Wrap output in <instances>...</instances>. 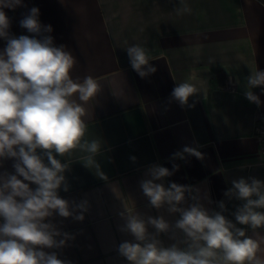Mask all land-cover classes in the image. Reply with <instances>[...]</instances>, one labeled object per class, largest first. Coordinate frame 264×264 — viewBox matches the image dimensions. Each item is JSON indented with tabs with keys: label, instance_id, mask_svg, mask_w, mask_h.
Returning <instances> with one entry per match:
<instances>
[{
	"label": "crops",
	"instance_id": "crops-1",
	"mask_svg": "<svg viewBox=\"0 0 264 264\" xmlns=\"http://www.w3.org/2000/svg\"><path fill=\"white\" fill-rule=\"evenodd\" d=\"M26 7L5 8L10 34L32 35L20 21L32 7L40 10V22L51 25L54 43L65 45L77 59L74 77L92 76L101 91L88 103V138L102 141L97 156L101 179L86 168L76 153L65 172L69 190L59 195L71 203L87 200L84 220L55 214L49 221L62 233L71 234L62 248L45 249L70 264H129L119 253L124 241H134L121 231L120 213L125 207L147 218H164L174 225L178 213L167 205L153 208L143 194L140 181L148 166L158 164L179 170L163 183L199 189L186 193L188 206L195 194L209 209L231 215L240 201L224 194L231 181L256 177L264 181V156L259 152L255 130L264 118L261 106L244 96L250 70H264V0H187L192 13L177 15L178 0H23ZM139 44L147 48L157 71L141 78L131 67L125 48ZM6 41L0 39V50ZM190 81L206 93L189 99L195 107L182 108L171 98L177 83ZM204 154L170 159L185 146ZM131 157H135L133 162ZM62 162L66 159L57 157ZM14 160L0 161V174H15ZM159 182V181H158ZM35 188V185H32ZM207 197V199H205ZM209 200L211 203H209ZM235 222V221H234ZM151 234L155 229L148 227ZM171 233L157 237L164 246L178 242ZM58 237L57 239H62Z\"/></svg>",
	"mask_w": 264,
	"mask_h": 264
},
{
	"label": "clouds",
	"instance_id": "clouds-1",
	"mask_svg": "<svg viewBox=\"0 0 264 264\" xmlns=\"http://www.w3.org/2000/svg\"><path fill=\"white\" fill-rule=\"evenodd\" d=\"M17 7L26 5L23 0H0V39L6 41L0 50V161H15V174H0V264H70L56 252L45 251L62 248L74 239L49 218L58 214L83 221L88 211L87 200L70 204L59 195L61 188L69 190L65 176L70 170L68 158L80 153L77 160L106 179L96 159L102 141L88 138L87 122L88 103L102 86L90 75L73 76L77 59L65 45L54 43L49 35L52 26L40 22L39 8L32 7L20 21L31 36L10 34L11 22L4 9ZM174 10L177 15L192 13L187 0H178ZM125 50L141 78L157 71L147 48L132 44ZM243 87L245 98L260 107V96L253 89L264 91V70H250ZM198 93L206 96L186 80L176 84L171 98L182 108L195 107V100L189 104V99ZM199 147L185 146L170 159L194 156L203 160ZM178 170L177 164L171 171L153 164L147 168V178L140 181L153 208L167 205L170 214H179L174 225L162 215L145 218L127 207L120 213L125 220L121 231L130 233L135 241H124L118 248L129 264H264V181L256 177L231 181L224 195L241 202L231 213L234 222L224 214L228 211L224 201L217 203L219 210L209 209L193 194V202L182 206L186 193L199 189L174 182L166 187L165 178ZM149 226L155 234L149 233ZM161 233H171L173 240L180 234L179 240L166 247L157 238Z\"/></svg>",
	"mask_w": 264,
	"mask_h": 264
},
{
	"label": "built area",
	"instance_id": "built-area-1",
	"mask_svg": "<svg viewBox=\"0 0 264 264\" xmlns=\"http://www.w3.org/2000/svg\"><path fill=\"white\" fill-rule=\"evenodd\" d=\"M255 137L258 142L259 152L264 156V118L256 126Z\"/></svg>",
	"mask_w": 264,
	"mask_h": 264
}]
</instances>
